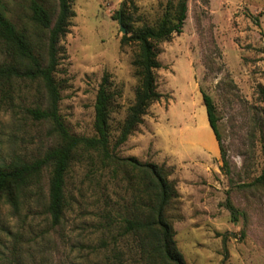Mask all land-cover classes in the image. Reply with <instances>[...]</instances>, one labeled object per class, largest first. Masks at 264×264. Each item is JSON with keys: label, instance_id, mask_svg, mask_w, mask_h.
<instances>
[{"label": "rangeland", "instance_id": "rangeland-1", "mask_svg": "<svg viewBox=\"0 0 264 264\" xmlns=\"http://www.w3.org/2000/svg\"><path fill=\"white\" fill-rule=\"evenodd\" d=\"M177 0H72L74 15L58 43L54 73L61 88L58 112L70 133L94 134V101L107 73L110 147L138 84L133 43L120 45L117 12L123 2L134 26L153 25ZM17 25L29 24L28 0H0ZM44 37V35H43ZM155 71L164 95L120 144L119 157L161 165L176 183L166 211L186 264H264V0H187L179 34L156 45ZM8 60L0 41V64ZM202 92L218 117L219 145ZM39 81L11 77L0 83V164L31 160L57 143ZM49 169L16 207L0 202V264H143L121 219L135 212L120 172L115 181L94 157L71 163L66 205L58 224L47 213ZM237 209L233 220L226 202ZM110 212L113 220L107 217Z\"/></svg>", "mask_w": 264, "mask_h": 264}, {"label": "trees", "instance_id": "trees-1", "mask_svg": "<svg viewBox=\"0 0 264 264\" xmlns=\"http://www.w3.org/2000/svg\"><path fill=\"white\" fill-rule=\"evenodd\" d=\"M72 0H28L29 24L17 26L0 3V41L7 50L8 60L0 64V83L11 77L39 81L47 94L45 108L29 109L36 119L49 120L57 143L41 156L29 161L19 160L0 164V202L16 207L29 188L39 183L44 169H49L47 213L52 224H58L66 205L65 178L72 162L82 159L106 171L108 180L115 181L123 174L131 190L135 212L121 219V232L134 236L143 264H186L174 238L175 231L166 211L177 196L176 183L161 165L142 162L135 157H119L115 149L124 143L143 122L148 107L164 95L158 90L155 71L162 64L157 59L156 45L170 40L182 31L187 16V0L169 1L162 16L153 25L134 26L125 2L117 12L126 29L120 45L133 43L137 52L131 64L137 79L134 101L128 106L119 134L110 147L109 111L114 98L107 73L104 74L94 101V134L78 136L69 132L59 112L61 88L54 73L58 65V43L68 32L74 15ZM44 35V37H43ZM264 99V84L258 87ZM207 119L219 145L221 158L225 155L220 145L215 106L209 95L202 92ZM264 183V172L256 179ZM233 220L237 209L228 201ZM107 217L113 220L110 212Z\"/></svg>", "mask_w": 264, "mask_h": 264}, {"label": "water", "instance_id": "water-1", "mask_svg": "<svg viewBox=\"0 0 264 264\" xmlns=\"http://www.w3.org/2000/svg\"><path fill=\"white\" fill-rule=\"evenodd\" d=\"M118 23H119V28H120V31L125 34L126 33V29L125 27L123 26V24L121 23V19H118Z\"/></svg>", "mask_w": 264, "mask_h": 264}]
</instances>
